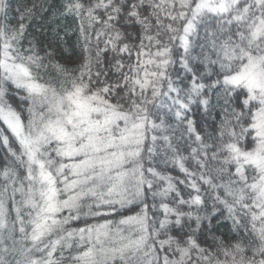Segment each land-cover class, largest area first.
<instances>
[{"label": "snow or ice", "instance_id": "1", "mask_svg": "<svg viewBox=\"0 0 264 264\" xmlns=\"http://www.w3.org/2000/svg\"><path fill=\"white\" fill-rule=\"evenodd\" d=\"M35 8L0 0V264H264V0H63L75 66Z\"/></svg>", "mask_w": 264, "mask_h": 264}, {"label": "trees", "instance_id": "2", "mask_svg": "<svg viewBox=\"0 0 264 264\" xmlns=\"http://www.w3.org/2000/svg\"><path fill=\"white\" fill-rule=\"evenodd\" d=\"M63 0H12L13 9H19L22 5L31 7L36 5L35 14L29 26V32L38 36L42 41H52L50 47L63 50L58 57L62 63L75 66L81 56L83 41L80 38L79 22L71 16H61ZM11 19H15L13 12L9 13ZM58 37H62L59 40ZM128 214V213H125ZM227 239L229 225L227 222L220 229Z\"/></svg>", "mask_w": 264, "mask_h": 264}]
</instances>
